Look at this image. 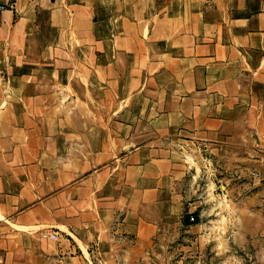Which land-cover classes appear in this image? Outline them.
<instances>
[{
    "label": "crops",
    "instance_id": "crops-1",
    "mask_svg": "<svg viewBox=\"0 0 264 264\" xmlns=\"http://www.w3.org/2000/svg\"><path fill=\"white\" fill-rule=\"evenodd\" d=\"M3 1L0 264H264L256 197L199 181L239 150L264 205V0Z\"/></svg>",
    "mask_w": 264,
    "mask_h": 264
},
{
    "label": "rangeland",
    "instance_id": "rangeland-1",
    "mask_svg": "<svg viewBox=\"0 0 264 264\" xmlns=\"http://www.w3.org/2000/svg\"><path fill=\"white\" fill-rule=\"evenodd\" d=\"M209 158L201 172L199 181L202 186L207 182L215 184H212L211 192L213 194L220 193L223 200V211L229 212L232 210L229 204H225L228 200L232 199L234 202H241L246 201L248 196L256 197L255 209H264V205H262V202H258L259 198H257L263 196L262 191H258L261 184L255 182L254 175L248 172L247 160L242 157V153L239 150H229L227 156L224 157L215 159L209 156ZM220 185L223 186L220 188ZM213 194L210 201L212 206L217 201ZM253 222L256 226L261 225V221L257 219ZM180 235L177 240L176 237L166 238L165 244L158 247V253L153 256L158 264H215L213 250H207L203 254L196 251L184 250L183 247H192V241L195 239H193L194 237H191V239L190 237H186L185 232H181ZM174 240L177 241L175 242V250L177 252L172 251V247H170ZM257 248L260 247L258 246Z\"/></svg>",
    "mask_w": 264,
    "mask_h": 264
},
{
    "label": "built area",
    "instance_id": "built-area-1",
    "mask_svg": "<svg viewBox=\"0 0 264 264\" xmlns=\"http://www.w3.org/2000/svg\"><path fill=\"white\" fill-rule=\"evenodd\" d=\"M12 3L5 2L3 0H0V14L5 11L6 9L10 8ZM191 220H194V218H191Z\"/></svg>",
    "mask_w": 264,
    "mask_h": 264
}]
</instances>
